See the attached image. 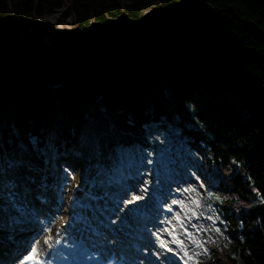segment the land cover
<instances>
[{
    "label": "trees",
    "instance_id": "trees-1",
    "mask_svg": "<svg viewBox=\"0 0 264 264\" xmlns=\"http://www.w3.org/2000/svg\"><path fill=\"white\" fill-rule=\"evenodd\" d=\"M155 2L161 8L143 19ZM56 13L58 20L72 19L80 44L61 53L74 37L58 33L51 36L53 51H33L30 40L43 35L36 19ZM111 18L123 20L118 31L88 39ZM7 19L25 28V40L0 33V79L7 78L11 91L0 105L16 99L15 106L38 110L17 108L0 124V171L15 161L18 145L43 158L52 132L51 157L62 175L60 161L76 144L69 120L82 113L79 103L90 108L87 84L88 90L80 88L84 98L73 94L83 79L70 65L81 56L78 67L85 68L95 57L114 165H152L170 177L184 163L185 175L195 173L193 159L216 172L219 193L228 192L207 198L226 223L220 257L228 264H264V0H0V23ZM63 67L68 96L60 122L51 126L40 117L50 105H40L54 98L48 85ZM219 78L240 101L245 120L217 97ZM34 94L39 101H23Z\"/></svg>",
    "mask_w": 264,
    "mask_h": 264
},
{
    "label": "rangeland",
    "instance_id": "rangeland-1",
    "mask_svg": "<svg viewBox=\"0 0 264 264\" xmlns=\"http://www.w3.org/2000/svg\"><path fill=\"white\" fill-rule=\"evenodd\" d=\"M65 4H67L66 1ZM160 8L159 4L155 2L144 11L142 18L146 19L153 16ZM59 17V13H56L53 15H44L36 19L39 28L43 29V35L39 40L33 38L30 40L31 49L33 51L38 50L40 52L48 53L53 51L54 47L51 36L58 33L74 37V39L63 46L61 53L74 49L75 45L80 44L81 39L76 32L72 19L67 18L64 20H58ZM122 22L123 20L121 19L111 18L106 23L98 25L88 39L91 40L106 35L109 32H116L120 29ZM24 31L25 28L16 29L11 26L10 20L8 19L5 22L0 23V33L5 32L8 37L14 40L23 42L25 40ZM82 60L83 59L80 56L72 65H70V67L75 68L74 72H80L83 79V82H81L82 85L76 86L75 92H77H74L73 94L76 95L78 100H80L81 97L84 98V94L80 91L81 86L86 88V90H88L89 86L90 89L87 91L89 98L86 102L90 104V108L86 109L82 103H79V108L77 110H80L82 113L69 120L70 126L76 137V144L73 147V153L68 154L63 161L61 160L62 162L60 161L63 168L65 170L67 169V171L62 172V175L59 174V176L55 171L56 165L51 157L53 152L52 132H49L47 135V142H49L52 147L50 146V149L44 150L43 158L30 157L25 153L23 147L18 145L16 147L15 161L7 162L5 168L0 171V182L2 183V187L0 188V231L2 233L0 234L5 235L2 237V244L7 247L9 246L7 244L11 237L10 234H15L18 226L29 224L28 221H32L28 220L27 216L25 217L22 215L25 205L24 200L28 197V194L24 193L21 198L18 196V194H20L19 191H21V178L23 177L24 179H27L28 183L25 186L27 189H33L34 194L42 193L46 200H49L48 206L50 205L52 208H57V213L55 214L54 210L53 215L57 216L60 214L57 222L61 221L64 219L66 213L65 211L67 209L70 193L80 179L79 171H77V159L85 154L84 147L86 146V148H88V139L85 135H82L81 129L84 127L85 129L93 130L94 133L100 129V135H102L103 138L105 137L106 132H108L107 124L102 120L105 115L103 107L106 98L102 95L103 92H105V89H101L96 85L97 83L95 84L89 80L92 70L95 67H98L95 62L96 58L94 57L91 61L86 63L85 68H79L78 66ZM84 66L85 65H83V67ZM66 69L67 68L63 67L62 69H57V72L62 74L64 72L65 76V74L68 73ZM81 69L83 70L80 71ZM42 71L44 70L35 73V76H40ZM95 73L98 75V72ZM4 79L6 80L7 78ZM218 80L219 83L215 89L217 97L223 103L232 105L237 110L235 103L239 100L235 99L231 89L220 78ZM18 83L20 84L22 82L19 81ZM86 84H88L87 87ZM93 85L95 86L94 89L96 92L98 90L101 92L98 96H96L97 93H95L94 89L91 88ZM4 87L3 89H0V98L3 97L4 99H8L11 93L6 92L11 91L9 87ZM50 88H52L51 85ZM50 88L48 87V89ZM59 90L60 88L52 89L54 98L50 100H45V98H43L46 102L43 101L40 105L41 107H43V104L44 106L50 105V107H44L45 110L40 112V117L44 122H48L51 126H56L57 123L60 122V112L65 108L64 101L68 96V94H64L62 91L59 92ZM37 96L38 95L34 94L31 95V97L27 96L22 99L23 101H27L28 98H31L37 102L40 100ZM15 100L16 99L9 100L0 105V124L12 119L14 111H16L17 108L18 110L27 109V111H29L30 108L37 109L35 106L26 107L23 102L20 105L15 106L13 104L15 103ZM41 107H39V109H41ZM240 112L242 111H238L239 117L242 120H245L246 115L244 116V112H242L243 114ZM108 140L109 137H105V143L97 154V161L100 162L99 164H103L105 171L103 177L105 183L112 182L113 186H117L124 181H130L133 179L135 181L134 184L137 185L138 189H141L139 190V193L143 192L148 197L147 204H159V209H167L173 214L174 219L179 217L180 223L178 222V224H181L185 230L183 234L191 240V246L185 248L186 250L184 249V253L191 259V264H228L220 257L221 250L218 245L219 239L227 233V228L225 226L226 223L220 219L216 213V208H213L207 200V198L211 196L218 197V194L223 197L228 196V192L225 189L221 190L219 193L217 184L219 180H221V177L214 171H206L202 165H197L193 159H190V166L195 167V173L190 172L186 175L185 173L188 172L187 167L184 166L186 163L179 165L175 173L170 177H166L165 173H157L152 165H144L139 168V165L137 164L133 169L121 170L114 165L113 161L106 153ZM193 149L199 153V148L197 146H194ZM71 159H76V162ZM99 159L103 160L104 163ZM199 159L201 158L199 157ZM87 160L91 161V158H88ZM109 177H111V179H109ZM119 188L117 191L123 190L124 186ZM45 198L43 199L45 200ZM43 199L40 201L46 202L43 201ZM111 205L112 204H110V206ZM27 211L28 212H25L24 215L31 212L30 209H27ZM140 211L146 210L141 208ZM38 219L39 217L37 216L35 220ZM6 241L7 244L5 243Z\"/></svg>",
    "mask_w": 264,
    "mask_h": 264
},
{
    "label": "bare ground",
    "instance_id": "bare-ground-1",
    "mask_svg": "<svg viewBox=\"0 0 264 264\" xmlns=\"http://www.w3.org/2000/svg\"><path fill=\"white\" fill-rule=\"evenodd\" d=\"M91 88L94 89L95 86L93 85ZM95 93H97L96 96L101 94L99 90L97 92L95 91ZM235 104L238 111L244 112L239 102ZM81 130L82 135H85V137L88 139V148L85 146V154L77 159V171H79L80 179L70 193L71 198L68 200L64 219L57 222L59 228L62 231L69 232L73 235H84L88 237H92L96 234L103 236H114L116 242L114 241L113 245L115 246L118 244L121 247H135L136 245H139V243L142 241L137 240V236L142 233H148L151 235V237L147 239L150 241L149 251H152L156 258L161 256V253L157 248L163 247V245L173 247L180 254L185 255L184 249L191 246V240L185 234H183L185 230L183 229L182 225L180 224V226L178 221L173 218L169 220L165 218L164 222L162 218L165 217L167 212H165V214H158L157 216L160 218V222L162 224H166L168 222L172 224V228H169V230L162 229V236L158 235L157 231H160V227L156 228L155 224L150 223L148 227H145L139 223L141 220L144 221L147 219H152L149 218L148 215L156 213L160 205L156 203L147 204L148 197L143 192L139 193V190L141 189H138L137 185L134 184L135 181L133 179L130 181H124L117 186H113L112 182L105 183L103 179L105 174L103 171V166H101V164H99L100 162L97 161V154L105 143V137L103 138V136L100 135V129L95 133L93 130L85 129L84 127ZM88 158H91V161H88ZM71 160L76 162V159ZM123 186V190L117 191L119 187ZM20 187L21 191L20 194H18L19 198H21L22 195L26 193L31 196L32 201V204L28 203L27 205H24V211L22 215L25 217L27 216L28 220L32 221L27 220L29 224L18 226L16 228V233L10 234L11 237L9 238L8 244L7 241L5 242L7 245H9L8 247L2 244L3 239L0 235V258L2 249L7 248L5 250H9L7 251L8 253H12L14 250H18L23 246L31 247V243L29 245H24L28 240H23L22 236H24L28 231L33 232L35 230L37 223L41 221V216L39 214L40 212L44 213L46 209L49 214H53L54 212L52 206H48L49 200L42 202L38 199H34L33 192H31L29 188L27 189L23 188L22 186ZM135 193H139L142 198L136 199L135 196L137 194ZM91 196L93 200L87 198ZM105 204H108V206L103 210ZM110 204L112 205L110 206ZM46 205L48 208L45 207ZM141 208H144L146 211H140ZM27 209H30L31 212L24 215L25 212H28ZM106 212L108 213L106 214ZM38 214L39 219L35 221ZM171 214L172 213H167L169 217H172ZM52 217L54 216L52 215ZM51 219L53 220V218ZM28 227L33 228L26 229ZM176 240L180 241V243L177 244L175 242ZM33 249L46 251L47 245L45 241L42 242L39 240ZM34 253L35 252H32V254ZM5 262L8 264L9 259H5Z\"/></svg>",
    "mask_w": 264,
    "mask_h": 264
},
{
    "label": "snow or ice",
    "instance_id": "snow-or-ice-1",
    "mask_svg": "<svg viewBox=\"0 0 264 264\" xmlns=\"http://www.w3.org/2000/svg\"><path fill=\"white\" fill-rule=\"evenodd\" d=\"M149 163H151V161H149ZM65 171H67V169H66ZM135 198H136V199H141L142 196H141L140 194H137V195L135 196ZM129 202H131V201H129ZM169 210H170V209H169ZM176 219L179 221V217H176ZM59 235H60V234L57 233V236H59ZM175 242H176L177 244L180 243V241H178V240H176ZM45 243L48 244V241H46ZM50 247H51V246H50ZM31 251H32V252H35V251H39V250H38V249H31ZM206 254H207V253H206ZM33 260H35V264H48V262H47L46 260H40V259H38V258L33 257L31 254H29V255L25 258V260H22V261H21V264H26L27 261H33Z\"/></svg>",
    "mask_w": 264,
    "mask_h": 264
}]
</instances>
